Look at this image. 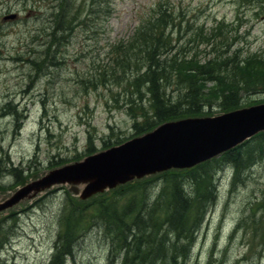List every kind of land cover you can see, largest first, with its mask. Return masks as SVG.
<instances>
[{
    "label": "rangeland",
    "instance_id": "374dc122",
    "mask_svg": "<svg viewBox=\"0 0 264 264\" xmlns=\"http://www.w3.org/2000/svg\"><path fill=\"white\" fill-rule=\"evenodd\" d=\"M56 3L0 0V161L5 166L0 172V201L49 170L84 158L89 140L98 152L105 149L102 138L115 145L116 139L131 137L134 117L124 104L127 94L118 77L122 70L117 67L116 46L133 40L129 38L138 24L157 23L162 9L166 8L161 20L166 30L162 29L173 40L171 51L162 57L184 59L181 63H229L230 56L264 53V0H70L77 10L74 28L46 51L48 19ZM10 12L18 13L17 18L3 20ZM185 65L178 67L184 75ZM103 69L107 78L98 76ZM110 70L116 71L113 78ZM240 98L241 105L264 103L261 93L243 92ZM212 111L222 112L217 106ZM249 165L235 178L232 172L225 175L226 166L217 172V197L193 233L185 264H264V156H256ZM144 177L88 198L90 204L95 210L100 202L120 204L123 198L114 192L141 185L147 181ZM158 181L136 191L133 207L153 203ZM68 186L52 184L0 212V219L10 212L16 216L2 222L10 228L1 239L7 243L0 247V264H50L62 229L59 217L67 197L73 196ZM77 186L82 189L84 183ZM189 188L185 183V190ZM106 236L97 224L84 230L62 264H105Z\"/></svg>",
    "mask_w": 264,
    "mask_h": 264
},
{
    "label": "trees",
    "instance_id": "16d2710c",
    "mask_svg": "<svg viewBox=\"0 0 264 264\" xmlns=\"http://www.w3.org/2000/svg\"><path fill=\"white\" fill-rule=\"evenodd\" d=\"M55 1L57 8L53 9L48 19L51 23L47 33L49 39L43 44L46 51L55 47L58 40L63 39L61 36L69 33L75 24L77 10L73 4L69 5L70 0H59L61 4ZM165 11L166 8L162 9L157 23H153L155 20L145 21L129 38L133 40L116 46L120 59L117 67L122 70L118 77L125 82L123 91L127 94L124 104L127 113L134 117V133L131 136L142 134L167 120L211 114L215 106L221 111L239 107L243 92L264 94V53L251 52L235 58L230 56L229 63L226 59L206 60L198 64L191 60L181 63L184 59L162 57L173 46L170 34L164 31L166 25L161 21L166 16L163 14ZM55 52L56 49L53 59H56ZM184 64V70L189 72L185 75L178 68ZM115 72L110 70L109 78H113ZM98 73L99 77L107 78L108 71L103 69ZM171 82L174 85L172 89ZM9 105L5 104L3 109ZM102 139L103 147L113 143L109 138ZM123 140L125 138H118L115 142ZM263 148L264 131H260L193 167L169 169L146 176L142 181H147L141 185L114 192L116 198H123L122 203L100 202L94 205L97 206L96 210L89 199L101 193L86 200L89 203L80 199V203H74L76 197L68 196L65 210L59 217L62 229L54 243L50 264H62L65 256L71 254L76 237L95 224L107 234L109 246L106 264H111V259L115 260L114 264H185L191 253L193 233L198 230L217 197V172L229 166L235 178L250 166L256 156H264ZM94 151L93 142L89 140L86 152ZM4 169L5 166L1 165L0 172H4ZM158 179L160 188L153 203L147 205L142 202L133 207L134 195L138 194L136 191L139 188L141 191L147 190ZM185 183L190 187L188 191L185 190ZM160 214L162 217L158 218ZM14 219L16 216L11 212L0 219V247L7 243V240L3 242L1 239L6 238L10 228L8 224L4 225V221L9 223Z\"/></svg>",
    "mask_w": 264,
    "mask_h": 264
},
{
    "label": "water",
    "instance_id": "95a60500",
    "mask_svg": "<svg viewBox=\"0 0 264 264\" xmlns=\"http://www.w3.org/2000/svg\"><path fill=\"white\" fill-rule=\"evenodd\" d=\"M8 14L4 19H12ZM264 130V104L234 109L212 117L166 121L141 136L45 173L0 202V211L55 183L86 199L133 178L169 168H187ZM84 183L82 189L77 184Z\"/></svg>",
    "mask_w": 264,
    "mask_h": 264
},
{
    "label": "bare ground",
    "instance_id": "6f19581e",
    "mask_svg": "<svg viewBox=\"0 0 264 264\" xmlns=\"http://www.w3.org/2000/svg\"><path fill=\"white\" fill-rule=\"evenodd\" d=\"M67 258L64 259V261L66 260ZM105 264H106V261H105Z\"/></svg>",
    "mask_w": 264,
    "mask_h": 264
}]
</instances>
